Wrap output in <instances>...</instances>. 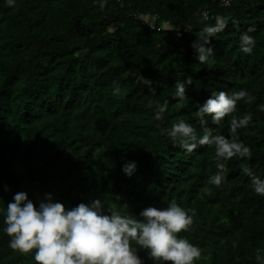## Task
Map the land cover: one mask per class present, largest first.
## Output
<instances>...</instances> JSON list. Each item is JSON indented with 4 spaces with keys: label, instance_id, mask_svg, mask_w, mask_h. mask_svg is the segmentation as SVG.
<instances>
[{
    "label": "trees",
    "instance_id": "16d2710c",
    "mask_svg": "<svg viewBox=\"0 0 264 264\" xmlns=\"http://www.w3.org/2000/svg\"><path fill=\"white\" fill-rule=\"evenodd\" d=\"M218 18L226 26L209 38L213 54L200 63L192 45ZM179 26L186 31L175 32ZM244 33L255 40L251 54L240 49ZM139 75L152 81L155 95ZM186 78L185 98L174 97L175 82ZM240 89L252 103L237 101L219 124L207 116L204 127L227 137L232 117L251 113L237 132L252 155L228 160L216 187L209 182L217 171L214 145L186 153L166 132L183 119L202 135L197 107L213 92ZM150 100H167L162 120L146 106ZM260 105L264 0L226 7L215 0H106L102 9L99 0H0V208L20 191L34 206L50 193L66 208L100 198L131 214L175 200L195 210L191 228L179 233L202 250L194 264H257L258 250L264 258V196L252 190L251 176L264 179ZM127 161L137 165L131 177L121 171ZM2 227L0 217V264H36L31 253L8 247ZM139 255L153 264L145 251Z\"/></svg>",
    "mask_w": 264,
    "mask_h": 264
},
{
    "label": "clouds",
    "instance_id": "9594fccd",
    "mask_svg": "<svg viewBox=\"0 0 264 264\" xmlns=\"http://www.w3.org/2000/svg\"><path fill=\"white\" fill-rule=\"evenodd\" d=\"M12 5L14 0H5ZM95 2V0H94ZM106 0H99L102 9ZM222 18L216 20L214 26L206 27L204 35L199 39L202 43H193L200 63L208 62L213 54L209 38L226 26ZM171 27H167L169 29ZM252 29H249L251 31ZM255 40L247 33L240 36V49L251 54ZM137 82L145 85L155 95L152 81L137 76ZM191 79L175 82L174 97L185 98V87ZM118 92L119 89H114ZM245 100L252 103L254 97L244 89L232 93L225 91L213 92L202 105L197 107L194 116L203 128L198 135L196 128L183 119L171 125L166 134L174 144L191 153L198 145H214L215 168L217 171L209 177V182L219 187L226 177V162L232 157L251 158L250 147L239 139L238 129L252 122V114L245 113L242 117H232L228 126L229 135H213L204 127L206 117L210 116L215 124L236 109L237 101ZM167 100L161 103L150 100L147 107H154V119L160 121L167 111ZM264 112V105L258 106ZM165 130H161L162 134ZM136 162L127 161L121 171L131 177L136 171ZM242 172L251 176L248 167ZM252 190L264 196V179L251 176ZM5 191L7 186L5 185ZM127 208V205H120ZM194 209L181 207L175 200L168 202L166 207L148 206L138 214L122 212L116 207H105L100 198L91 199L88 203H78L66 208L59 201H54L50 193L34 206L24 191L13 195L6 206L0 208L2 231L9 238L8 247L20 253H31L36 264H144L139 255L141 250L153 264H194L202 256L201 248L190 242L179 233L187 232L193 225ZM257 264H264V258L257 251Z\"/></svg>",
    "mask_w": 264,
    "mask_h": 264
},
{
    "label": "built area",
    "instance_id": "2783aa9c",
    "mask_svg": "<svg viewBox=\"0 0 264 264\" xmlns=\"http://www.w3.org/2000/svg\"><path fill=\"white\" fill-rule=\"evenodd\" d=\"M232 2V0H215V3L218 4L221 7H226L228 6L230 3ZM203 18H207V14L206 12L202 13ZM152 29H154L155 31H159V27H156L155 25L150 26ZM186 31L185 27H176L175 28V32L178 33H184Z\"/></svg>",
    "mask_w": 264,
    "mask_h": 264
}]
</instances>
